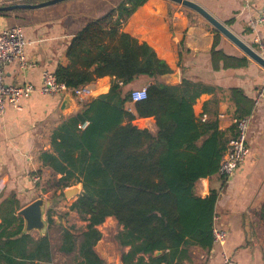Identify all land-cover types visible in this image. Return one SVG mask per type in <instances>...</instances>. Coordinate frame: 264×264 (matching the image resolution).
<instances>
[{"label": "trees", "instance_id": "obj_1", "mask_svg": "<svg viewBox=\"0 0 264 264\" xmlns=\"http://www.w3.org/2000/svg\"><path fill=\"white\" fill-rule=\"evenodd\" d=\"M145 1L118 0L88 21L67 45L68 64L52 70L56 81L68 88L112 77L106 92L80 104L53 128L50 148L39 153L53 180V195L60 191L56 198L65 197V187L81 184L69 210L84 224L61 226L58 242L52 244L48 232L22 233L17 211L26 203L6 196L0 199V264H56V252L70 256L72 264H105L94 246L101 237L97 226L107 216L123 226L115 234L120 247H129L121 253L123 264L172 263L187 252L206 256L213 247L218 191L202 197L196 183L218 173L228 142L237 134L233 120L247 118L254 99L240 87H215L200 77L167 82L163 76L172 72L167 63L121 30ZM221 39L216 31L209 50L212 69L246 66L245 55L218 47ZM136 81L149 85L146 98L134 102L132 112L125 103ZM213 91L227 105L226 119L219 117V101L212 98L204 103L206 118L201 120L193 104ZM136 117H153L155 131L135 125ZM258 215L264 219V202ZM47 222L48 227L54 223L50 214Z\"/></svg>", "mask_w": 264, "mask_h": 264}, {"label": "crops", "instance_id": "obj_2", "mask_svg": "<svg viewBox=\"0 0 264 264\" xmlns=\"http://www.w3.org/2000/svg\"><path fill=\"white\" fill-rule=\"evenodd\" d=\"M25 1L0 0V6ZM193 1L264 57V23L255 31L248 26V20L257 14L264 0ZM115 3L114 0H62L40 8H16L0 15V29L18 23L22 26L29 41L25 55L32 64L24 70L16 62L5 64L4 81L12 85L27 82L35 86L33 92L20 99V108L6 106L0 115V199L9 196L26 203L23 198L29 196L38 183L32 177L38 175L40 180V171L45 169L39 160V153L50 148L49 137L53 128L81 106L70 97L68 107L61 110L66 95L43 94L40 91L42 72L52 71L58 64L67 65L66 48L71 37L88 21L105 14ZM121 30L138 42L149 45L156 56L171 68V74H177L176 78L169 74L168 78H164L167 82L177 83L182 77H200L215 87H240L254 99V107L247 117L249 152L236 173L227 179L215 173L196 183V193L202 197L210 190L218 191L215 224L226 232L225 241L221 246L214 245L206 256L202 251H192L172 263L161 264H221L222 249L231 254L235 264H264V219L258 215L264 202V68L200 14L170 0H146L126 19ZM216 31L222 37L218 47L231 54L245 55L248 59L246 66L225 71L212 69L209 50ZM111 79L110 76H103L89 83L95 90L93 97L106 92ZM141 84L135 82L136 86ZM260 92L262 95L256 102ZM212 98L219 101V117L226 119L227 105L222 102L218 91L202 93L193 104L194 115L205 119L203 105ZM133 103L126 102L125 108L135 112ZM133 123L155 131L153 117H136ZM70 212L75 215V212ZM72 224L79 227L84 223L75 221ZM97 229L101 237L94 246L96 253L105 264H119L121 253L129 250L128 246L120 247L115 239V234L123 226L112 216H107ZM57 255L67 256L58 252ZM144 258L147 260L146 255ZM54 261L60 264L56 259Z\"/></svg>", "mask_w": 264, "mask_h": 264}, {"label": "built area", "instance_id": "obj_3", "mask_svg": "<svg viewBox=\"0 0 264 264\" xmlns=\"http://www.w3.org/2000/svg\"><path fill=\"white\" fill-rule=\"evenodd\" d=\"M17 2L22 0H16ZM264 23V3L259 8L257 14L248 20V26L252 31L257 30L258 26ZM29 43L26 39L23 28L19 24L6 26L0 29V115L4 113L6 106L15 109L20 108V99L28 96L35 90V86L31 83H23L21 85L7 84L4 81V66L9 62H16L20 68L27 69L32 64L27 60L25 55V47ZM260 49L263 45L260 43ZM258 52V50H255ZM40 91L43 94L54 95H69L76 102L82 104L94 96L95 90L90 84H83L75 88H68L63 83H58L53 71L44 70L41 75ZM262 92L256 97V102L260 99ZM147 96L146 86L132 89L130 92V101L136 102L145 99ZM236 124L237 134L228 142V147L223 154L219 167L218 174L224 178L232 177L240 163L244 160L249 152L247 145V130L248 118L233 120ZM86 122L79 125L83 127ZM32 180L36 183L39 181V176L34 175ZM217 219L216 214L213 215L212 235L214 245H222L226 239V232L215 224ZM213 245V246H214ZM222 257L221 264H235L231 254L224 249L220 252Z\"/></svg>", "mask_w": 264, "mask_h": 264}, {"label": "water", "instance_id": "obj_4", "mask_svg": "<svg viewBox=\"0 0 264 264\" xmlns=\"http://www.w3.org/2000/svg\"><path fill=\"white\" fill-rule=\"evenodd\" d=\"M62 0H45L37 3H15L11 5L0 6V11H10L16 8H40L44 6H49L60 2ZM172 2L181 4L187 8H190L200 14L206 21H208L214 28H216L219 32H221L228 40H230L234 45H236L242 52H244L251 60L259 64L262 68H264V57L261 56L258 52H256L252 47L243 42L237 36H235L222 22L218 21L215 17H213L209 12H207L201 5L196 3L193 0H170ZM172 78H176L177 74L169 73ZM166 74L163 78H168ZM100 92L101 93H104ZM96 94L95 96L99 95ZM70 96L66 95L61 104V110H64L68 107L70 103ZM81 191V184L78 183L76 185L67 186L63 189V194L67 199L74 198ZM50 201H46L42 198H37L30 203L26 204L22 208L17 211V214L23 218V228L22 233H28L32 231H36L40 235H44L47 233L48 222L43 218V215L46 209L49 207ZM155 254H159L160 251L157 250L154 252ZM119 264H123L120 258Z\"/></svg>", "mask_w": 264, "mask_h": 264}, {"label": "rangeland", "instance_id": "obj_5", "mask_svg": "<svg viewBox=\"0 0 264 264\" xmlns=\"http://www.w3.org/2000/svg\"><path fill=\"white\" fill-rule=\"evenodd\" d=\"M117 2V0H114V3ZM20 24V23H18ZM142 86H135V88H140ZM48 170L45 168L43 171H40L41 178L38 181V183L34 186V190L32 193L27 196L26 198H23L24 202L27 204L31 201L42 198L44 200L50 201L49 207L46 209L43 218L47 221V217L50 214L54 220V223L47 227V232L49 234L50 240L52 244H56L59 239L60 234V228L61 226H69L70 224L74 223L75 221L81 222L77 215L72 214L69 210V201H73V198L67 199L66 197L63 198H56V196L60 193V191H56L55 195H53V180L50 179L48 176ZM67 214V215H66ZM82 225H80L78 228H80ZM34 235L37 233L36 231L32 232ZM57 255V252H56ZM55 259L57 263L60 264H70L71 263V257L66 256L63 257L62 255L55 256Z\"/></svg>", "mask_w": 264, "mask_h": 264}]
</instances>
